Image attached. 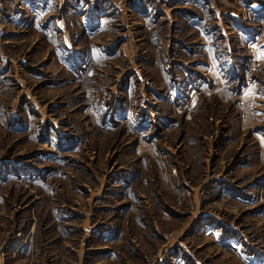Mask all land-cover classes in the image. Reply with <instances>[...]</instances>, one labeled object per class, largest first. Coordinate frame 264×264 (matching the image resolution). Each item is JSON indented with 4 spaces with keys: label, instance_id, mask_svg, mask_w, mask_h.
<instances>
[{
    "label": "rangeland",
    "instance_id": "1",
    "mask_svg": "<svg viewBox=\"0 0 264 264\" xmlns=\"http://www.w3.org/2000/svg\"><path fill=\"white\" fill-rule=\"evenodd\" d=\"M31 1L0 11V264H264V0Z\"/></svg>",
    "mask_w": 264,
    "mask_h": 264
},
{
    "label": "crops",
    "instance_id": "2",
    "mask_svg": "<svg viewBox=\"0 0 264 264\" xmlns=\"http://www.w3.org/2000/svg\"><path fill=\"white\" fill-rule=\"evenodd\" d=\"M35 0H32V2H34ZM30 2V0H3V4L5 3H17L19 6H21V4H23V6L28 5ZM30 6H33L32 4Z\"/></svg>",
    "mask_w": 264,
    "mask_h": 264
},
{
    "label": "built area",
    "instance_id": "3",
    "mask_svg": "<svg viewBox=\"0 0 264 264\" xmlns=\"http://www.w3.org/2000/svg\"><path fill=\"white\" fill-rule=\"evenodd\" d=\"M3 8V0H0V11ZM5 36V27L0 25V39Z\"/></svg>",
    "mask_w": 264,
    "mask_h": 264
}]
</instances>
